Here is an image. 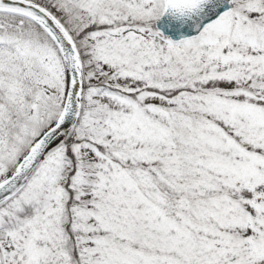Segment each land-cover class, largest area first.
<instances>
[{
	"label": "snow or ice",
	"instance_id": "obj_1",
	"mask_svg": "<svg viewBox=\"0 0 264 264\" xmlns=\"http://www.w3.org/2000/svg\"><path fill=\"white\" fill-rule=\"evenodd\" d=\"M0 264H264V0H0Z\"/></svg>",
	"mask_w": 264,
	"mask_h": 264
}]
</instances>
